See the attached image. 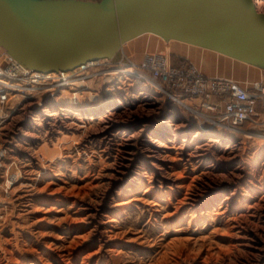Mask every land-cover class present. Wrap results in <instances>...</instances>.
Wrapping results in <instances>:
<instances>
[{
  "label": "rangeland",
  "instance_id": "1",
  "mask_svg": "<svg viewBox=\"0 0 264 264\" xmlns=\"http://www.w3.org/2000/svg\"><path fill=\"white\" fill-rule=\"evenodd\" d=\"M142 48L264 81L262 66L146 33L89 68L95 101L20 99L0 126V264H264V112L211 128L150 82L99 76Z\"/></svg>",
  "mask_w": 264,
  "mask_h": 264
},
{
  "label": "water",
  "instance_id": "2",
  "mask_svg": "<svg viewBox=\"0 0 264 264\" xmlns=\"http://www.w3.org/2000/svg\"><path fill=\"white\" fill-rule=\"evenodd\" d=\"M146 33L264 67L253 0H0V45L42 73L112 59Z\"/></svg>",
  "mask_w": 264,
  "mask_h": 264
},
{
  "label": "built area",
  "instance_id": "3",
  "mask_svg": "<svg viewBox=\"0 0 264 264\" xmlns=\"http://www.w3.org/2000/svg\"><path fill=\"white\" fill-rule=\"evenodd\" d=\"M103 60L109 59L98 61ZM89 63L71 71L42 73L23 65L0 46V126L19 106L20 99L36 93L59 91L62 95L64 89H69L68 96L64 97L74 106L98 99L97 95L84 97L90 92L87 84L89 68L96 65L89 66ZM126 69L131 71L125 72ZM102 72L99 76L111 77V81L115 75L153 81L167 98L190 110L202 124L211 128L235 130L249 122L257 123L264 112V81L245 83L228 77L209 76L191 62L174 64L167 52H148L139 62L109 64ZM108 72L115 74L107 75ZM51 73L57 75L50 79ZM64 73L72 74L63 76Z\"/></svg>",
  "mask_w": 264,
  "mask_h": 264
},
{
  "label": "bare ground",
  "instance_id": "4",
  "mask_svg": "<svg viewBox=\"0 0 264 264\" xmlns=\"http://www.w3.org/2000/svg\"><path fill=\"white\" fill-rule=\"evenodd\" d=\"M254 1V3H255V5H256V7H257V9L259 10V11H261V12H264V0H253ZM178 41V40H177ZM129 42V41H128ZM180 42H182V41H180ZM1 46V45H0ZM196 46V45H195ZM102 60V59H101ZM99 62V61H98ZM98 62H90L89 63V66L90 65H94V64H97ZM101 62V61H100ZM69 71H71V70H69ZM125 72H129V70H126ZM70 74L71 73H64L63 74V76H70ZM111 73H109V74H107V75H110ZM57 74L56 73H51L50 75H49V78L50 79H52V78H54L55 76H56ZM60 75H61V73H60ZM148 80V79H147ZM147 82H150V83H152L154 86H156L157 88H159V85L158 84H156V83H154L153 81H151V80H148ZM62 93H68V90L67 89H64L63 91H62ZM65 110V109H64ZM56 112L55 111H49V112H47V115H54ZM214 140V139H213ZM214 142V141H213ZM158 145H160V146H162V143H158ZM203 156H205V155H203ZM149 157V156H148ZM150 157H155V155L154 154H151L150 155Z\"/></svg>",
  "mask_w": 264,
  "mask_h": 264
},
{
  "label": "crops",
  "instance_id": "5",
  "mask_svg": "<svg viewBox=\"0 0 264 264\" xmlns=\"http://www.w3.org/2000/svg\"><path fill=\"white\" fill-rule=\"evenodd\" d=\"M135 39V38H134ZM131 41V40H130ZM128 43V42H127ZM148 51H158V50H155V49H148V48H142V49H139V50H137V53H136V58L137 59H142L143 58V56L148 52ZM140 59V60H141ZM182 62H185V58H183V57H179V58H177V60L176 61H174L173 63L174 64H180V63H182Z\"/></svg>",
  "mask_w": 264,
  "mask_h": 264
}]
</instances>
